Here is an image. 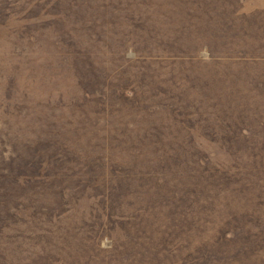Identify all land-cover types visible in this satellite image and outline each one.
<instances>
[{"label":"rangeland","instance_id":"1","mask_svg":"<svg viewBox=\"0 0 264 264\" xmlns=\"http://www.w3.org/2000/svg\"><path fill=\"white\" fill-rule=\"evenodd\" d=\"M33 1L12 0L11 6L5 10L6 0H0V15L10 13L8 20L6 17L1 20L2 24L7 21L6 24L0 25V154L9 155L12 152L10 147H13L1 142L3 135L11 133L20 138L33 129L29 126L36 125L41 119L53 121L61 131L68 129L67 135L71 139H78V144H75L77 141L70 144L83 160L80 170L85 181L79 188L67 186L71 211L62 226L56 221L65 209L62 206L59 213H55L57 218L44 220V223V217L38 223L33 221L35 231H38L33 241L35 244L29 240L21 242L25 243L22 247L25 248V261H32L31 264H88L86 255L78 250L83 245L89 253L96 254V264H264V148L255 145L248 155L254 166L259 162L261 173L251 165H248L253 168H248L251 172L245 168L242 173L231 169L230 179L222 184L221 179L214 181L203 170L209 157L213 160L211 163L218 167H231L239 160L237 158L230 164L232 159L230 162L226 152L229 147L234 150L228 142L232 138L249 140L250 145L264 142V0H207L208 11L203 13L201 8L195 9L200 11L202 18H195L194 24L205 29L206 38L196 31L197 28L194 34H190L186 42L191 43L192 54L203 55L205 59L220 57L223 62L219 70L216 64L209 63L206 73H199V68L194 73L199 74L193 78L195 83H203L207 79L214 83L213 99L197 101L196 97L202 94L194 89L187 91L186 95L191 93L194 98L188 102L180 95V98L165 100L155 95L154 99L151 96L144 98L140 93L124 104L116 102L107 106L104 112L92 106L96 102L84 101L82 89L76 83L79 69L74 62L81 67V60L86 55L83 58L74 53L69 55L65 53L68 49L64 45L56 44L63 36L59 37L60 28L52 22L54 16L51 14L57 16L53 13L57 11L53 8L55 3L42 8L40 4L33 6ZM161 7L166 10L169 5L163 0ZM33 9L36 11H31ZM177 16L178 20L173 22H181L182 13ZM166 22V17L161 19L164 31L168 28ZM87 24L92 23L87 21ZM32 32L38 35V39H30ZM18 33L25 40H17ZM79 40L84 43L86 39L82 37ZM91 44L88 43L89 50L97 53ZM205 45L210 47V51L204 48ZM152 48L154 57L161 54L154 46ZM119 53L122 49L113 47V44L110 49H102L99 56L108 59L106 67L109 73H112L113 66L111 57L120 64L123 58L126 62L138 55L131 46L123 58L118 57ZM115 57L120 59L115 61ZM148 60L156 66L162 63H156L162 59ZM198 64L202 66L203 62ZM130 66L135 68L133 71L137 69ZM159 69L161 71V67ZM140 77H132L131 80L137 81ZM113 80L115 77L111 76L110 81ZM154 88L145 93L150 94ZM19 105L24 111L17 114L15 109ZM194 105L198 108L194 109ZM212 106L215 108L210 109ZM49 107L61 118H51V112L49 115L40 113V109L50 110ZM43 127L34 130L43 135L42 130L46 129ZM153 128L156 134L152 136L149 131ZM162 137L177 147H182L184 142L194 144L193 150L187 152L191 160L187 159L195 182L183 184L177 179L179 173L173 172L176 166L172 172L170 168H164L160 181L163 182V177L169 174L174 185L168 179V186L164 189H159L162 185L156 187L155 184V187L142 191L141 182H132L129 190L133 193L126 196L129 201L109 214L107 221L105 218L93 221L90 213L97 216L103 203L102 194L98 192L108 190L117 194L127 190L134 164L141 166L140 163L144 162V168L153 176L160 170L159 163L170 158L169 151H162ZM100 155L105 156V160ZM94 157L95 162H100L95 170L94 161L90 162ZM96 172L101 175V179L95 181L99 188H92L94 181L89 180ZM254 176L260 178L247 190L248 183H251L249 180ZM151 181L155 183L153 179ZM104 182L107 187L101 185ZM59 188L53 179L42 187L48 193L46 197L53 200V192ZM180 194L182 198L178 199ZM73 213L75 216H70ZM144 214L146 218L150 214L145 222L149 231L139 237L137 246H125L121 241L123 236L127 239L134 234L132 225L136 228L137 219ZM87 221H93L92 227ZM124 228L126 234L121 230ZM77 233L82 235L76 237ZM127 252L130 255L126 258ZM77 261L79 263H75Z\"/></svg>","mask_w":264,"mask_h":264},{"label":"trees","instance_id":"2","mask_svg":"<svg viewBox=\"0 0 264 264\" xmlns=\"http://www.w3.org/2000/svg\"><path fill=\"white\" fill-rule=\"evenodd\" d=\"M11 1L12 0H6L4 6L5 10L11 6ZM164 1L169 5V8L167 7L166 10H163L161 7L163 5V0H57V2L56 0H42L40 2L39 0H34L33 2L35 5H32L36 7L40 4L42 8H47L55 3V6H51L57 9V11L53 12L57 16L51 14L54 16L52 22L55 23L57 28H60L58 29L59 37L63 36L61 39L57 38L58 41L56 44H58L57 46H60L59 44L64 45L68 49L65 53L69 55L74 53L75 55H82V58L83 55H86V58L81 60V67L74 62L79 69L76 75V83L82 89L84 101L96 102L92 106L99 107L101 112H104L107 106L115 105L114 103L116 102V104H124L126 100L135 99L140 93H142L144 98L151 96V98L154 99L153 96L155 95L156 97H163L165 100H173L176 99V97L180 98V96H182L184 101L188 102L189 99L194 98L191 96V93L186 95L187 91L194 89L202 94L201 97H196L197 101L211 100L215 97V95L211 93L214 83H211L206 76L205 78L207 80L203 83H195L193 78L198 77L199 74L194 73L198 68L197 71L199 73H206V70H208L206 66L212 63L216 64L219 70V67L223 63L221 61L222 58L210 56L205 59L206 57L204 58L203 55H194L192 54L193 50L191 43L186 42L190 34H194L197 28L193 20L198 17L200 19L202 18V15L199 14L200 11L195 9L201 8V12L205 13V11H208V2L207 0ZM43 2L46 3L43 4ZM178 4L180 6H178ZM181 4H183V9L181 8ZM31 11L36 10L33 9ZM181 13V22H173L174 20H178L177 14L181 15ZM8 15H10V13H1V26H4L7 22L5 21L2 24L1 20L4 17H6L7 20L10 18ZM29 15L32 16L31 14ZM29 15L26 17H29ZM218 15L219 17L222 16L221 14ZM164 17H166V20L168 19V22H166L168 28H166L165 31L161 29V19H164ZM87 21L92 24H87ZM44 30L43 28L42 31ZM196 31H200L201 35L206 38V31L204 28L198 26ZM19 35L22 34H17V40L20 38ZM31 35L30 39H38V35H36L35 32H32ZM82 37L86 39L84 43H81L79 40V38ZM20 39L25 40L24 38ZM180 41H183V43ZM89 42L92 43V48L97 49V53L89 50ZM112 44L113 47L122 49V53L118 54L120 58L124 57V53L129 46H131L138 55L134 59H130L126 62H124L123 58V60H121L123 62H120V64L115 63L112 59L113 57H111L110 63L113 66L112 73H109L106 67L107 63H109L108 59L104 57L101 58L99 55L102 53V49L106 47L110 49ZM153 46L156 48L155 50L157 52L161 53L157 57H154L151 51L153 50ZM200 48H203V46ZM204 48L210 51L208 45H205ZM76 52L81 54H77ZM118 57H115V61L120 59ZM153 58L162 59V61H156V63L162 62L161 65L156 66L153 64L152 60H148ZM240 60L241 59H239V61ZM130 61H132L133 64H129ZM199 61L203 62L202 66L198 64ZM130 65H134L137 69L133 71L135 68ZM151 65H154V67H151ZM159 67H161V71ZM111 76L115 77V80L112 82L110 81ZM136 76L141 77L137 79V81L136 79L131 80L132 77ZM155 78L157 80H155ZM151 88L154 89L151 90L150 94H146L145 92ZM85 106L86 105H82L84 109L86 108ZM49 108L50 110H46L45 108L40 109V113H47L49 115L52 111V107ZM195 108L198 107L194 105V109ZM214 108V106L210 107V109ZM15 111L18 114L24 111V108L22 105H19ZM50 114L52 115L51 118H61L59 113L56 115L55 112H51ZM40 126H45L43 128H46L42 130L43 135L37 132V130H34ZM55 126L53 121L41 119L36 125L29 126V128L33 129L23 134L20 138L15 134L13 136L11 133L2 136L4 138L1 139V142L7 146L13 147H10L12 152H10L9 155L5 153L0 154V264H31L32 261H25V248H22L25 243L21 242H27V240H29L33 243L34 239L37 237L38 231H35L36 227L32 223L39 221L43 217V223L45 222L44 220L48 221L57 218L55 213H59L58 209L62 206L65 209L61 212V215H58L59 219L56 220L59 221L57 225L61 223L60 226H62V222L65 221V218L68 217L71 211L69 205L70 200L69 197H67L69 194L67 193V189L69 187L79 188L85 181L84 174L82 170H80L83 160L80 154H77L73 150L74 148H72V144L75 141H77L75 144H78V139H71V137L67 135L68 129L61 131L59 127ZM153 130L154 128L151 132L149 131V134L151 135L152 133V136L156 134ZM228 142L234 149L230 150V147L226 149L227 155L230 157V162L232 159V163L230 164H233V162L239 158L245 165H241L240 161L237 159L231 167L223 165H219L218 167L216 164L211 163L213 160L209 157V160H206L203 170H206L214 181H219L221 179V183L224 184L230 179V175H232V173H229L231 169H237L239 170L238 173H242L245 168L247 172H251L248 171V168L249 170H253V168L248 167V165L255 167L257 173L262 172L259 162L257 166H254L251 156L248 155L255 148V145L264 148V142H255L253 145H250L249 140L239 138H232ZM161 144L163 146V148L161 146L162 151H169L167 153L170 154V158L168 157L165 162L161 161L159 163L160 170L152 176V172L144 168V162L140 163L141 166L134 164L135 168L129 174L128 186L126 187L127 190L123 189L117 194L108 190H106V192L103 190L102 193L98 192L102 194L103 203L100 207L101 210H98L97 216L90 213L91 216L89 215V217H92L93 221L95 219L97 221V219L101 220L104 218L107 221L109 214H113L116 210L121 208L122 204L125 202L127 203L128 199L126 196L133 193L129 190L132 187L130 185L132 182H141L142 191L147 190V187H155V184L157 185L156 187L162 185L159 189H162V187L164 189V187L168 186L166 184L168 179L169 183L174 185V182L169 178V174L163 177V182L160 181L163 175L161 173L164 168H170L169 171L172 172L173 168L176 166L173 172L175 174L179 173V178H177L179 179L178 181L183 184L187 183V181L193 182L194 180L195 182V175L189 170L190 165L188 159H191L187 156V152L193 150L194 144L192 142H184L182 147H177L173 146L169 140L166 141L165 137H162ZM20 146L21 148L18 149ZM20 151H22V153H20ZM101 153L105 155L103 151H101ZM244 155L245 157H243ZM100 157L103 159L106 158L102 155H100ZM94 160L95 157L92 158L90 162ZM99 163L94 161L95 165L93 170H95L96 165ZM103 165L104 163L101 166ZM203 170L202 172H204ZM208 173L206 175V181L209 180ZM259 178L260 176H254L253 179L249 180L252 184L248 183L246 189L250 190L256 185ZM52 179L55 185L60 186L58 191L53 192L54 200L46 197L45 194L48 193L45 189H42L49 181L51 183ZM99 179H101V175L99 176L97 172L92 175V179L89 180L94 181L92 188H99V184L96 183ZM151 179L155 181L154 184H152ZM103 184L107 187L106 182L101 183V185ZM135 190L137 191L136 188ZM158 198L161 199L160 197ZM179 198H182L181 194L178 199ZM107 206H109V208H106ZM110 210L112 212H110ZM132 212L134 213L133 210ZM73 215L74 213L70 216ZM82 218L84 219V217ZM148 218H150V214ZM148 218H146V214H144L137 219L138 223L136 228L132 225L134 234L130 235L131 237L127 236V239H124L123 236L121 240L124 242L125 246L132 244L136 245L139 242V237H143L146 231H149V227L147 228V226H145V222ZM93 221H87L86 223L88 226L92 227L91 224ZM122 224L123 223H121V227L124 226H122ZM121 230L125 232V234L127 233L126 228ZM121 230L118 231L121 232ZM81 235V233H77L76 237ZM151 241L154 243L153 239H151ZM16 247L18 250H16ZM78 250L80 254L86 255L88 264H96V254L89 253L90 251H88V249L86 250L83 245L79 246ZM117 250L120 252V249ZM18 251L19 253H16ZM121 251L126 252L128 250ZM128 255H130V253L127 252L126 258ZM67 262L69 261L67 260ZM75 263L79 262L77 261Z\"/></svg>","mask_w":264,"mask_h":264}]
</instances>
